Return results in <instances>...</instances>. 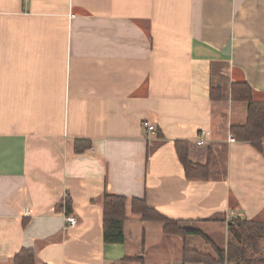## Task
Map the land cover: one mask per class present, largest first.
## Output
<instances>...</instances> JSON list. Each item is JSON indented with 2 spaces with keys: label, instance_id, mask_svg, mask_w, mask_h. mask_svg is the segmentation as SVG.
Wrapping results in <instances>:
<instances>
[{
  "label": "crops",
  "instance_id": "0c3cea01",
  "mask_svg": "<svg viewBox=\"0 0 264 264\" xmlns=\"http://www.w3.org/2000/svg\"><path fill=\"white\" fill-rule=\"evenodd\" d=\"M237 82L264 101V0H0V264L21 249L35 264H202L183 249H226L229 221L264 210V139L227 138L247 115ZM177 140L193 163L210 153L208 179L186 178ZM105 194L127 199L123 243L103 240ZM132 198L209 242L164 233Z\"/></svg>",
  "mask_w": 264,
  "mask_h": 264
},
{
  "label": "trees",
  "instance_id": "16d2710c",
  "mask_svg": "<svg viewBox=\"0 0 264 264\" xmlns=\"http://www.w3.org/2000/svg\"><path fill=\"white\" fill-rule=\"evenodd\" d=\"M219 88H211L210 98L219 99ZM231 95L235 100L247 102V115L243 124H233L229 131L237 141L251 143L256 149L261 150L264 139V101H255L252 89L245 82H237L231 85ZM91 147V142L85 139L74 140V152L81 153ZM175 149L181 161L185 176L189 180H206L210 173V153L205 164L193 163L188 158V142L185 140L175 141ZM126 197L122 195L103 196V240L105 243H123V224L126 219ZM67 212L70 210V202H66ZM131 209L140 215L143 220L158 221L163 224V232L177 234L181 237L194 235L201 237L206 242L209 239L197 228H188L177 222L165 218L157 210L147 205L141 198L131 199ZM230 232L226 249L214 247V255L200 252L195 249L182 251L183 263L202 264H264V256L253 255L250 251H258V240L264 237V210L260 220L235 218L229 221ZM237 230V238L233 236V230ZM15 264H35L34 253L31 249H21L14 256Z\"/></svg>",
  "mask_w": 264,
  "mask_h": 264
},
{
  "label": "built area",
  "instance_id": "2783aa9c",
  "mask_svg": "<svg viewBox=\"0 0 264 264\" xmlns=\"http://www.w3.org/2000/svg\"><path fill=\"white\" fill-rule=\"evenodd\" d=\"M146 127H147V130L148 131H150V132H153L154 131V127L152 125H148L147 124ZM206 133H207L206 130H203V129L199 131V133L197 135V139H196V144L197 145L203 144V142H204L203 141V137L206 135ZM227 138H228L229 141H234L235 140L231 134H229ZM26 211H28V210H26ZM65 223H66L67 226H70L71 227V226H74L75 225L76 220L71 215H65Z\"/></svg>",
  "mask_w": 264,
  "mask_h": 264
},
{
  "label": "rangeland",
  "instance_id": "374dc122",
  "mask_svg": "<svg viewBox=\"0 0 264 264\" xmlns=\"http://www.w3.org/2000/svg\"><path fill=\"white\" fill-rule=\"evenodd\" d=\"M262 216H260L259 218H255L257 220H260ZM233 236L235 238H237V230L234 229L233 230ZM258 251H250V253H252L253 255H261L264 256V237L260 238L258 241Z\"/></svg>",
  "mask_w": 264,
  "mask_h": 264
}]
</instances>
